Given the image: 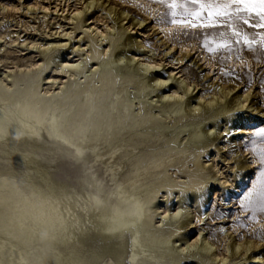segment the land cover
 Segmentation results:
<instances>
[{
  "label": "bare ground",
  "instance_id": "bare-ground-1",
  "mask_svg": "<svg viewBox=\"0 0 264 264\" xmlns=\"http://www.w3.org/2000/svg\"><path fill=\"white\" fill-rule=\"evenodd\" d=\"M46 1L53 2V12L48 2L39 0L27 7L41 10L45 18L51 14L59 28L73 26L83 35L77 36L80 39L72 45V52H67L68 42L41 45L45 63L21 50L23 58L14 63L16 70L0 75V264H214L220 256L216 245L204 237L206 227L197 224L205 222L214 182H219L224 196L238 188L220 178L217 159L222 153L231 156H225V161L230 169H239L233 181H239L244 171L255 174L252 188L239 206L227 203L224 209L247 208L245 197L258 186L264 171V166L258 169L261 164L256 165L257 153L249 148L254 131L247 125L264 119V110L246 111L254 108L249 104L250 88L240 92L241 83L236 79L214 74L216 64L199 46L195 53L198 61L209 67L204 77L212 75L220 86L209 94L189 95L197 86H190L182 66H178L184 63L183 55L188 57L195 51L187 43L178 47V64L168 75H155L160 64L137 53L146 51L143 41L138 40L146 34L135 37L132 27L151 28L170 52L176 50L179 44L174 37L181 31L160 22L159 5L147 0ZM0 6L3 11L9 9ZM101 12L107 17L102 19ZM131 12L145 20L132 23ZM112 14L117 16L115 20ZM125 26L113 34L115 28ZM70 35L65 32L69 39L60 41H71ZM108 39L123 52L111 53L104 44ZM16 42L18 39H11V43ZM32 48L36 46L32 44ZM49 70L64 76L46 75ZM172 78L171 95H166L161 88ZM58 83L61 87L55 88ZM228 83L233 88H225ZM177 104L181 115L174 119L170 111ZM219 105H223L221 114L212 117L210 110ZM200 112L206 118L195 120ZM64 144L81 154L93 149L96 160L104 162L105 173L115 180L119 189L116 198H103L86 188L83 177L89 169L84 159L79 176L83 180L78 186L55 177L64 162L72 164ZM203 155L211 158L212 164H204ZM12 165L23 166V170L27 165L36 168L23 171L19 177ZM161 194L166 200L159 206ZM178 194L181 205L173 211L170 198ZM190 205L194 212L186 210ZM249 210L243 211L242 217H248ZM216 220L211 219L215 224L224 223ZM258 224L264 225V221L250 224L248 230ZM232 228L235 231L228 238L241 227ZM195 229L199 235L191 243L189 236ZM245 240L248 244L262 242L260 228ZM243 246L241 242L227 243L225 250L228 255H237ZM244 260V264H264L262 257L252 254Z\"/></svg>",
  "mask_w": 264,
  "mask_h": 264
},
{
  "label": "rangeland",
  "instance_id": "rangeland-1",
  "mask_svg": "<svg viewBox=\"0 0 264 264\" xmlns=\"http://www.w3.org/2000/svg\"><path fill=\"white\" fill-rule=\"evenodd\" d=\"M37 1L38 0H0V4L9 7L8 10L3 11L1 10L2 6H0V38H2L0 40V59L3 60V63L0 65L1 76H4L2 75L4 71H7L8 69L9 70L15 69L14 63L20 62V60L23 58L20 57L21 52L19 51L21 50H23L22 52L24 53L25 52L32 53L31 55H29V57L30 56L37 57L36 60L41 59L40 63H45L44 54L42 53L43 48L40 47L41 45L45 46V44H47L45 46L47 47L48 43L59 44V42H63V44H65L68 42L70 43V45L67 47V52H72L73 51L71 49L72 45L80 39V37L78 38L77 36L79 35L82 37L83 35L80 34L82 30H76L74 29L73 26L66 25L62 29L59 28V25L55 23L56 21L52 19L51 14H50V18H45L44 14L41 13L42 12L41 10L37 9L30 11L27 6L36 5ZM39 1L45 3L48 2L47 6L50 5V8H52V12L54 11V6L52 5L53 2L50 3L49 1L46 0L43 1L39 0ZM112 3H114L113 6L116 7V3L114 1H112ZM12 7L18 8L20 10L14 12L11 10ZM159 7L161 8V14L166 11V9L163 6L159 5ZM99 16H101L102 19L107 17L102 12L99 14ZM112 18L115 20L117 16H115V14H112ZM144 20L145 17L137 14L136 12L130 13V21L132 23H136L140 21L142 22ZM61 22L63 25L66 24L65 20H61ZM127 22H129V20ZM253 23H255V21H253ZM127 27L128 26L117 27L115 28L116 31L113 34L114 35L118 34L122 30H124L123 28H127ZM241 27L245 32H248L250 36H256L258 32L264 31L259 29L253 30L245 25H241ZM132 28L136 29L135 31L132 32V33L135 32L134 34L135 37H138L139 33L142 32L146 34V37L138 38V40L143 41V44L146 47V51L140 50L137 53L141 54V57H143V59L148 60L153 64H158V65L160 64L159 66H161V68L154 71L155 75L158 74L162 76H167L168 75L167 72L172 70L170 68H173L175 64H178L177 59L179 58L180 53L177 51L180 48V45L183 43L191 44L192 47L191 49H195V51H192L190 53V56L188 57L183 55L185 57L183 61L184 63L178 65V66H182L183 69L181 68V70H184V74L188 78V83L190 84V86L192 88H195L197 86L195 91L193 93L190 92L189 95L200 94L199 96H201L204 92L208 94L212 93L214 90L218 88V86H220V83L214 82V80L211 79L212 75L204 77L207 74L209 67L207 65H204V62L199 63L198 61L197 58L198 54L195 53L198 51V47L200 46L201 49H203L204 53L207 56H209L208 58L213 63L216 64L215 66L216 72L214 74L220 72L221 76L224 77L231 76L234 79H236V81L241 83L240 87H238L239 90H241L240 92H243L245 89L250 88L248 92L251 94L252 99L249 101V104L254 105V108L246 111L257 109V111L260 112L264 110V55H261L260 52H251L247 47H244L242 45H234L231 52L228 53L220 52L213 54L204 47L205 33L191 32V31L181 32L180 35H176L174 39L175 41H177L179 46L176 47V50L170 52L169 46H165L162 42H160L159 39L155 37V35H153L151 28L146 27L145 25L143 27L133 26ZM102 29L104 30L105 28L102 27ZM138 29L140 31H138ZM60 31H63L64 33H60ZM217 31H224V30L220 29ZM65 32L71 33L70 35V37H72L71 41H60L61 39L62 40L69 39V37H64ZM17 34L19 35V37ZM208 34L215 36L217 32L211 31ZM13 38L18 39V42L11 43V39ZM24 42H25V46H24ZM32 44L35 45L36 48L31 49ZM104 44L106 45L108 44L107 49H109L113 54L114 53L121 54L123 52V50L119 49L118 47H115V44L113 42H110L109 39L106 40ZM53 65L56 66L55 64ZM5 66L7 68H5ZM46 75L62 76L63 74L57 73L55 71L51 72L49 70L46 73ZM173 84L174 81L172 78V80L169 83H167L164 87H162L161 90L165 92L166 95H171L170 91H171V87H173ZM60 87L61 85L59 83L55 86V88H60ZM225 88L227 89L233 88V84L228 83L225 85ZM129 91L130 93H132L133 89L131 88ZM208 94L205 96V98L209 97ZM152 96H154V93L152 94ZM133 99L135 102H137L134 96ZM153 100H156V98H153ZM222 107L223 105H219L212 108L210 110L212 112L211 116L216 117L217 115L221 114ZM170 115H172L174 119L178 118L181 115L179 104H177V106L171 109ZM205 118H206V114H204V112H200L197 115V117H195V120H203ZM168 122H170V120H168ZM247 126L250 127L253 126V131L255 133L260 129H264V119H259L257 121H254L252 122L251 125L249 124ZM250 140H252V142L249 143L250 149H253L254 147L259 148L261 146H264L259 143V138H257L254 134L250 136ZM253 141H256L257 143L254 145ZM63 146L69 150V153H67L66 151L65 153L72 161V164H70L69 162H64L60 166V169L55 172V177L57 179L67 182L71 185L78 186V183L85 178L86 179L85 184L88 190H92L102 195L103 198H107L108 196H112L116 198V193L119 191V189L115 184V180L110 173H105L106 171L104 167L105 166L104 162L99 159L96 160V156L92 148H88L86 152L81 154L78 153L75 148L71 147L68 144H64ZM210 150H214V147L211 148ZM212 153H214V151H212L211 154ZM225 156L228 158L231 157L228 153L227 154L222 153L221 157L217 159V164H218L217 169L222 174L220 178H223V181L225 179L228 180L229 183L227 185L233 184L235 187L238 188L233 189L230 194L228 193L227 195L224 196L223 195L224 191L222 190V187L220 186L219 182H214L211 188V200L209 202V207L207 208V217L204 220L205 222L202 221L197 225L201 224L200 228L206 227V230L203 232L204 237L207 238L208 241L216 245L215 252L220 256H219V260L214 264H244L245 263L244 259L250 256L251 254L256 255L257 257H262L264 259V240L262 242L259 241L254 242L253 240L252 244H248L245 240V238L249 239L252 236L253 232H255L258 228H260L262 232V237H264V225L258 224L256 227L253 228L252 231L248 230L250 224H254L258 220L264 221V217L263 218L261 217L264 216V213H262L258 209L255 210L252 209L247 212L248 214L250 213L248 217H242L244 214L242 212L247 210V208L224 209L225 207L224 204L227 203H229V205L231 206H233V204H236L235 206H239L238 204L239 201L243 198L246 192L251 190L252 183L254 181V178H252V176H254L255 174L254 175L247 174L246 171H244L245 175L239 177L240 178L239 181H233L235 180L234 179L235 175L237 174V171L239 169L236 171L230 169L228 162L225 161L226 158ZM202 157H203L202 162H204V164L206 165L212 164L211 158H209L207 155H203ZM82 160L84 164L88 167L89 171L87 172V177H83V179H80L79 178L81 172L80 168L83 166ZM231 163L233 164L232 167L236 166L235 162H231ZM1 165H7V163H5V161L3 162L1 161ZM256 165H260V163L258 162ZM12 166H13L12 167L13 172L19 175V177H21L20 175L24 174L23 171L28 172L30 170L29 172H33V168L34 167L36 168V166L34 165L33 166L27 165L26 166L27 169L23 170L24 168L21 169V167L23 166L21 167H19V165H17V167L16 165H12ZM18 169H20L21 171L20 174H19L20 171ZM258 169H262V165H260V168ZM53 170L54 169H52V172H54ZM244 178H246L245 182L244 180H242ZM181 181H185L184 178H181ZM228 190H231V187H229ZM176 192L178 191H175L174 193L176 194ZM164 196L165 194L159 195L158 198L159 206H162V204L164 205L163 201L166 200ZM181 199L182 198L179 194L172 196L170 198V207H171L170 209L176 211L179 205H181L179 204V201ZM190 207L191 209L186 208V210H191L192 212H194L195 211L194 206L190 205ZM213 217L218 218V220L216 221L222 220L224 221V223L215 224V222L211 221ZM233 220L235 221L233 222ZM232 225H236V226L238 225V227L241 228L236 233H234L230 238H228L227 236H230V234L235 231V229L232 228ZM222 227H224V229ZM226 230H228V233H226ZM244 231H246V234L243 233ZM198 235H199L198 229L192 231L189 236V242L191 241L192 243L198 237ZM223 237L226 238L227 242H223L224 241ZM232 242H239V243L241 242L244 244V246L240 249L237 255H230V254L228 255V253L225 250V246L227 245V243L229 245ZM185 243L186 242H182L181 244L187 247V244ZM181 244L179 243V245ZM183 246H181V248L183 249L186 248ZM250 248L251 250H249ZM223 258L227 259V261L226 262L221 261ZM202 264H206V263L202 262Z\"/></svg>",
  "mask_w": 264,
  "mask_h": 264
},
{
  "label": "snow or ice",
  "instance_id": "snow-or-ice-1",
  "mask_svg": "<svg viewBox=\"0 0 264 264\" xmlns=\"http://www.w3.org/2000/svg\"><path fill=\"white\" fill-rule=\"evenodd\" d=\"M163 6L160 22L175 26L178 31L204 32V47L211 53L231 52L234 45L247 47L264 55V31L250 36L241 25L264 30V0H149ZM255 21V23H253ZM223 29L224 31H217ZM216 31L215 36L209 35ZM264 145V129L255 132ZM257 142L253 141L255 145ZM258 162L264 166V146L254 147ZM256 188L245 197L244 207L264 213V171ZM264 239V237H262Z\"/></svg>",
  "mask_w": 264,
  "mask_h": 264
}]
</instances>
